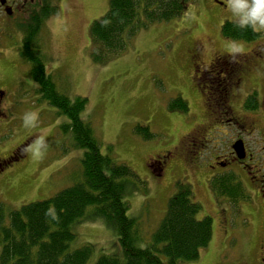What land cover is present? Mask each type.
<instances>
[{
    "label": "rangeland",
    "instance_id": "rangeland-1",
    "mask_svg": "<svg viewBox=\"0 0 264 264\" xmlns=\"http://www.w3.org/2000/svg\"><path fill=\"white\" fill-rule=\"evenodd\" d=\"M52 4L60 11L47 17L39 37L50 63L47 72L71 98L88 99L82 118L92 124L101 152L130 166L139 176L140 182L130 184L125 198L128 216L139 222L143 236L137 246L151 244L170 199L178 192V182L192 186L193 198L203 208L199 218L213 219L209 246L198 260L180 264H236L262 246L264 228L255 209L249 213L257 217L250 229H245L242 221L246 214L234 212L227 228L208 185L214 172L212 160L206 154H195L192 132L204 107L192 80L189 54L197 43L208 51L224 47L219 43L224 21L210 2L194 0L179 18L142 28L128 39L124 52L103 64L92 60L90 28L108 12L110 0H52ZM18 44L8 56L11 62H0V74L14 82L11 89L18 90L10 99L13 107L0 134V157H7L24 140L30 144L41 129L47 130L48 148L39 158L27 153L0 171V202L8 211L49 200L83 179L84 150L76 147L72 132H64L69 120L36 92L28 66L23 67L16 54ZM6 48L8 40L0 26V50ZM178 97L188 102V112L170 109ZM29 109H39L36 129L22 126L21 116ZM137 126L149 128L155 138L144 139L135 132ZM157 156L161 159H155ZM90 219L73 228L76 239L72 249L94 246L88 264H96L103 255L123 257L116 230L102 218Z\"/></svg>",
    "mask_w": 264,
    "mask_h": 264
},
{
    "label": "trees",
    "instance_id": "trees-1",
    "mask_svg": "<svg viewBox=\"0 0 264 264\" xmlns=\"http://www.w3.org/2000/svg\"><path fill=\"white\" fill-rule=\"evenodd\" d=\"M193 1L110 0L108 12L90 28L92 60L108 63L125 51L128 39L139 30L179 18ZM58 13L56 9L45 10L39 26L31 27L25 39L26 44L30 42V50L21 55L30 66L28 75L37 85L41 100L69 120L63 130L72 132L76 147L84 150L83 179L49 200L25 205L20 210L8 211L0 202V264H88L95 247L86 245L73 250L72 244L76 239L75 225L91 220V216L102 218L116 230L123 253V257L103 255L96 264H180L198 260L212 241L213 219L199 218L203 208L194 200L192 186L183 182L177 183L178 192L170 199L167 215L151 244L146 248L137 246L143 236L139 222L128 216L125 198L130 184L140 182L139 176L130 166L101 152L92 124L82 118L88 99L71 98L59 89L47 72L42 48L36 45V35L45 19ZM222 32L232 39L251 38L249 30L239 29L232 22H226ZM169 107L189 111V104L182 97L174 99ZM135 132L146 140L155 138L149 128L137 126ZM212 189L234 202L240 198V188L233 178L212 182Z\"/></svg>",
    "mask_w": 264,
    "mask_h": 264
},
{
    "label": "flooded vegetation",
    "instance_id": "flooded-vegetation-1",
    "mask_svg": "<svg viewBox=\"0 0 264 264\" xmlns=\"http://www.w3.org/2000/svg\"><path fill=\"white\" fill-rule=\"evenodd\" d=\"M208 1L224 24L231 22L224 0ZM51 8L60 11L59 6H53L52 0H0V26L8 40V48L0 50V62L10 63L8 56L15 44L19 43L16 54L23 61L21 65L30 67L21 55L22 51H29L31 46L30 42L25 43V39L29 37L31 27L39 26L42 13ZM41 29L36 35V45L43 51L44 47L39 41ZM246 30L251 35L249 40L226 37L221 30L223 36L219 43L224 44V47L208 51L205 45L197 43L189 55L192 80L204 107L201 119H198L192 132L197 148L195 154L208 155L212 160L210 169L214 172L208 185L227 228L234 212L237 216L246 214L242 221L245 229H250L257 217H250L249 213L255 211L264 228V31ZM238 44L243 45V51H231ZM48 63L46 59V66ZM13 83L0 74V134L5 129L13 107L10 99L17 95L18 90L11 89ZM26 144L24 140L7 157H0V171L4 172L11 163L27 156L21 151ZM236 146L241 147L244 157H239ZM155 159L160 160L161 156ZM226 178H233L235 185L242 191H237V195H240L238 202L213 191L212 182L222 183ZM225 233L228 236L229 229ZM236 264H264V243Z\"/></svg>",
    "mask_w": 264,
    "mask_h": 264
},
{
    "label": "clouds",
    "instance_id": "clouds-1",
    "mask_svg": "<svg viewBox=\"0 0 264 264\" xmlns=\"http://www.w3.org/2000/svg\"><path fill=\"white\" fill-rule=\"evenodd\" d=\"M224 7L228 13V19L239 29L264 31V0H224ZM231 51H243V45H235ZM21 121L25 129H36L39 122V109L24 111ZM46 134L47 130L41 129L40 134L35 136L30 144L24 145L21 151L30 153L33 158L41 157L48 148Z\"/></svg>",
    "mask_w": 264,
    "mask_h": 264
},
{
    "label": "water",
    "instance_id": "water-1",
    "mask_svg": "<svg viewBox=\"0 0 264 264\" xmlns=\"http://www.w3.org/2000/svg\"><path fill=\"white\" fill-rule=\"evenodd\" d=\"M236 150H237V152H238V154H239V157H244V154H242V149H241V147L240 146H236Z\"/></svg>",
    "mask_w": 264,
    "mask_h": 264
}]
</instances>
